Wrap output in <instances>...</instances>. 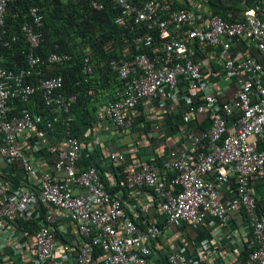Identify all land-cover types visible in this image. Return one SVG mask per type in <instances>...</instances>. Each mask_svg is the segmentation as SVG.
I'll list each match as a JSON object with an SVG mask.
<instances>
[{"label":"built area","instance_id":"1","mask_svg":"<svg viewBox=\"0 0 264 264\" xmlns=\"http://www.w3.org/2000/svg\"><path fill=\"white\" fill-rule=\"evenodd\" d=\"M110 1L118 9L114 23L130 32L132 46L130 56L122 55L109 63L111 72L124 82L106 110L111 122L123 127L127 111L144 99H156L165 93L177 104L186 105L181 114L185 125L194 115H213L205 132H186L189 150L164 164L163 169L174 175L168 187L161 183L159 169L146 162L135 170L126 169L124 183L130 189H151L160 215L166 225L174 228H196L209 218L225 227L234 217L241 218L240 213L246 218L239 227V232L243 230L241 237L225 242L219 236L214 245L203 239L193 257L176 250L167 256L166 264H264V197L257 199L251 192L252 183L264 177V153L258 150V138L264 134V65L255 57L229 54L233 43L250 42L264 59L260 6L246 7L242 12L231 10L225 20L212 14L205 0H175L183 1L181 8H174L173 0ZM8 2L0 0V47L10 49L22 34L28 52L25 66L17 70L3 68L0 61V157L6 163L18 161L24 175L33 180L34 188L7 187L0 182V247L11 246L18 253L30 247L34 258L25 257L22 264H157L151 244L163 228L150 221L141 229L128 216L121 199L105 189L94 166L78 167L80 142L68 130L67 148L56 154L52 171L40 174L32 159L23 153L18 137H44L61 116L65 123L71 122L70 110L77 98L64 94L60 77L42 76L44 66L71 60L69 54L53 52L42 57L36 53L42 40L43 15L30 9L32 23L24 22L20 34L9 33ZM91 6L101 8L94 1ZM208 48L221 52L216 79L236 81L231 101L223 102L208 92L205 61L197 60L198 54ZM81 73L85 81L93 74L92 62L86 55ZM181 82L188 84L186 92ZM199 93L202 97L193 102ZM34 94H39L48 108L45 116L25 107L10 115L16 101L26 104ZM38 126L43 130H36ZM48 151L54 152L52 147ZM109 159L117 165L125 161L120 154ZM56 174L62 179H57ZM231 176V195L223 197L222 188ZM74 189L82 192L74 193ZM52 208L64 213L76 226V245L63 243L61 257L55 256L59 227L51 226L55 222L49 212ZM16 220L36 221L38 228L31 234H20L14 227ZM250 234L252 241L248 244L252 249L241 261L237 247L241 238Z\"/></svg>","mask_w":264,"mask_h":264},{"label":"crops","instance_id":"2","mask_svg":"<svg viewBox=\"0 0 264 264\" xmlns=\"http://www.w3.org/2000/svg\"><path fill=\"white\" fill-rule=\"evenodd\" d=\"M238 2L239 0H226L225 9L221 11L225 16L231 10L238 11ZM229 54L232 57L237 55H240V57H255L264 65V59L250 42L233 43ZM220 55L219 49L208 48L200 52L197 60L205 61L203 70L209 81V94L215 95L223 102L231 101L237 90L236 81L226 78L218 80L214 76L220 70ZM117 81L121 82L118 78ZM118 84L114 82L110 83V85L105 82L92 83V88H96V90L91 92L92 97L89 107L96 119L93 126L83 128V134L79 140L81 158L78 167L94 166L100 178L106 184V186L104 184L105 189L121 199L124 210L141 229H145L150 221L157 224L158 222L162 223V234L151 244L153 254L157 256L155 258L157 264H166V261L160 255L176 250H182L187 256L193 257L198 242L203 239L214 245L219 236L221 241L225 242L235 236L240 235L239 237H241L243 230L239 232V227L244 225L246 221H243L238 216L234 217L225 227H221L216 220L209 218L204 225L199 227L186 226L181 231L177 230V228L166 225L164 218L160 215L158 200L154 197L153 192V194L148 193V188L142 189V187H138L130 189L127 187L121 175L125 174L126 169L135 170L140 164L145 162L154 164L159 169L160 181L168 187L174 175L163 169L164 164L171 160L174 155L179 156L189 150V144L184 137V129L189 127L194 130L195 127H200L201 129L195 130V134L203 132L205 128L208 130L213 115H194L189 121L190 124L185 125L181 121L177 103L165 93L159 95L156 99H144L139 106L127 111L125 113V124L120 127L122 129L120 130L110 121L109 116L106 114L108 105L113 102L122 89L121 85ZM202 95V93L195 95L193 102H197ZM24 138L25 140L30 138V143L25 144ZM65 141L64 138L59 139L56 136H50L47 131H45L44 137H39L35 134H31L30 137L29 135H21L17 140L22 147L23 153L32 159V162L40 170V174L45 171H52L53 164L57 158L56 154L67 148ZM141 143L144 149L138 148L137 144ZM51 147L54 150L53 153L48 151V148ZM258 150L264 153V134L258 138ZM113 154L124 156L123 165H117L109 159ZM0 173L7 174L11 180L18 181L20 188H34L33 180L24 175L18 161L6 163L0 157ZM56 178L61 180L62 176L56 174ZM233 180L234 177L231 176L230 182L223 186V197L231 195ZM251 189L257 199H262L264 197V177L257 182H253ZM78 192H82V190L74 189V193ZM49 212L55 217V222L51 226L53 228L59 227L56 237L58 243L55 249V256L61 257L63 255V243L70 242L76 245V226L68 221L61 211L52 208ZM14 226L16 227L17 224L14 223ZM247 237L241 238L242 242L237 247L239 255V247L243 242L247 241ZM249 237V242H251L252 235L250 234ZM225 242L223 243L225 244ZM152 246H154V249ZM24 250V253H18L11 246H1L0 264H22L25 257L27 259L34 258V251L30 247ZM239 255L238 258L240 257Z\"/></svg>","mask_w":264,"mask_h":264},{"label":"trees","instance_id":"3","mask_svg":"<svg viewBox=\"0 0 264 264\" xmlns=\"http://www.w3.org/2000/svg\"><path fill=\"white\" fill-rule=\"evenodd\" d=\"M92 1L101 5V8H93L91 6ZM205 2L210 5L212 14L228 20V17L221 11L225 9L226 0H205ZM182 3L173 0V7L181 8L183 6ZM238 3L239 12H242L246 7L259 5L260 12L263 13L262 19L264 20V0H239ZM30 9H37L43 15L42 40L36 49V53L42 57H46L53 52L71 56V60L68 62L44 66L42 76L46 78L60 77L63 81L64 94H72L77 98L76 104L70 110L69 116L72 117V121L65 123L64 118L61 116L59 121L54 124L53 129L51 131L47 130V134L66 140V131L68 130L71 137L80 140L83 128L93 126L96 119L89 107L92 97L91 92L96 90V88H92V83L105 82L109 85L112 82L119 83L116 75L111 72L109 63L122 55L130 56L132 54L130 32L114 23L118 9L110 0H9L6 6V25L9 33L17 32L20 34V29L24 22L32 23L28 15ZM20 37L21 39L13 44L10 49H0V61L3 68L17 70L25 66V55L28 52V46L22 34H20ZM85 55L89 57L93 66V74L88 81H85L81 73L82 58ZM119 84L122 87L124 82L121 81ZM181 86L182 91L186 92L188 90L187 83L181 82ZM23 107L30 112L39 113L43 116L48 111L39 94H34L26 104L16 101L11 108L10 115L18 114ZM185 107L184 103L177 104L180 116L186 110ZM42 128V126H38L36 130H41ZM117 128L122 130L120 127ZM196 129L201 128L195 127L193 130L188 127L184 129V136L187 131L195 132ZM204 130L206 131L207 129L205 128ZM204 130L203 132H205ZM24 143L29 144L30 138L28 140L24 138ZM137 145L138 148L144 149L142 143ZM124 175H121L123 179ZM100 179L105 184L104 180ZM0 182L7 187L20 186L18 181L9 179L7 174L0 173ZM142 189L146 188L142 187ZM147 191L148 193L153 192L150 189H147ZM109 193L112 194V192ZM154 197L156 198V196ZM239 216H241L240 219L246 221L244 214L240 213ZM15 222L17 226L14 227L20 234H31L38 228V224L35 221L22 222L16 220ZM158 224L163 228L161 222H158ZM185 227L183 225L177 230L181 231ZM249 241L250 237L248 235L247 241L243 242L239 247V259L241 261H244L252 249L249 246L250 244L247 243ZM152 247L154 249V246ZM169 254H162L160 257L166 261ZM156 257L154 256V258Z\"/></svg>","mask_w":264,"mask_h":264},{"label":"clouds","instance_id":"4","mask_svg":"<svg viewBox=\"0 0 264 264\" xmlns=\"http://www.w3.org/2000/svg\"><path fill=\"white\" fill-rule=\"evenodd\" d=\"M6 27H7V25H6ZM7 31H8V30H7ZM0 49H4V48H1V47H0Z\"/></svg>","mask_w":264,"mask_h":264}]
</instances>
